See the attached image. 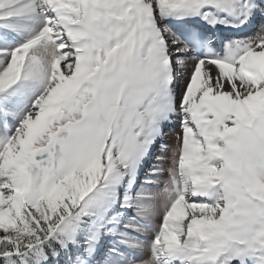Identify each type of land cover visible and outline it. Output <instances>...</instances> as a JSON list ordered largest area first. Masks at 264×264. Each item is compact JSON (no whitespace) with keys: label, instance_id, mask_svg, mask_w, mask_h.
Here are the masks:
<instances>
[{"label":"snow or ice","instance_id":"snow-or-ice-1","mask_svg":"<svg viewBox=\"0 0 264 264\" xmlns=\"http://www.w3.org/2000/svg\"><path fill=\"white\" fill-rule=\"evenodd\" d=\"M0 264H264V0H0Z\"/></svg>","mask_w":264,"mask_h":264}]
</instances>
